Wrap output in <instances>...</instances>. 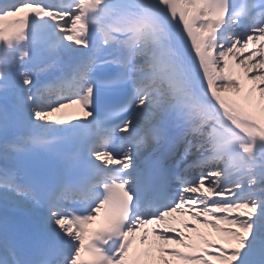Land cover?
Listing matches in <instances>:
<instances>
[{"label":"snow or ice","instance_id":"snow-or-ice-1","mask_svg":"<svg viewBox=\"0 0 264 264\" xmlns=\"http://www.w3.org/2000/svg\"><path fill=\"white\" fill-rule=\"evenodd\" d=\"M258 39L264 0H0V264H264Z\"/></svg>","mask_w":264,"mask_h":264},{"label":"bare ground","instance_id":"bare-ground-1","mask_svg":"<svg viewBox=\"0 0 264 264\" xmlns=\"http://www.w3.org/2000/svg\"><path fill=\"white\" fill-rule=\"evenodd\" d=\"M245 55L247 53H244ZM239 55V54H237ZM231 64V62H230ZM244 71L242 68L236 67L235 65H233V73L236 76L237 79H239L241 81L242 84L248 83L245 78H244V73L242 74L241 72ZM204 235L208 238H212L214 239V242H216L217 244H220V236L216 233V231L204 228L203 229ZM228 247V245H227Z\"/></svg>","mask_w":264,"mask_h":264},{"label":"rangeland","instance_id":"rangeland-1","mask_svg":"<svg viewBox=\"0 0 264 264\" xmlns=\"http://www.w3.org/2000/svg\"><path fill=\"white\" fill-rule=\"evenodd\" d=\"M224 234V233H223ZM224 236L227 238V237H230V236H228V235H226V234H224ZM231 238V237H230Z\"/></svg>","mask_w":264,"mask_h":264}]
</instances>
